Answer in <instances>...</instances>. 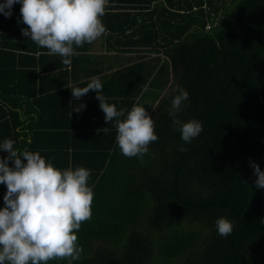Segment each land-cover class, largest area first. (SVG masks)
I'll use <instances>...</instances> for the list:
<instances>
[{"label": "trees", "instance_id": "trees-1", "mask_svg": "<svg viewBox=\"0 0 264 264\" xmlns=\"http://www.w3.org/2000/svg\"><path fill=\"white\" fill-rule=\"evenodd\" d=\"M20 8L0 14V142L91 170L74 264H264L262 189L244 159L264 169V0H109L107 34L74 45L70 67L22 34ZM95 76L118 110L153 116L159 139L142 160L121 153L95 90L73 97L69 85ZM177 86L190 93L179 117L203 123L187 144L169 116ZM220 216L234 224L227 238Z\"/></svg>", "mask_w": 264, "mask_h": 264}, {"label": "clouds", "instance_id": "clouds-1", "mask_svg": "<svg viewBox=\"0 0 264 264\" xmlns=\"http://www.w3.org/2000/svg\"><path fill=\"white\" fill-rule=\"evenodd\" d=\"M108 3L109 0H0V14L11 18L14 6L20 4L21 18L17 23L27 25L22 34L48 49L49 55H60L62 63L70 67L71 58L77 54L74 45L82 47L107 34L102 18ZM69 88L76 100L90 90L97 92L106 122H115L116 142L124 156L142 160L149 145L159 139L155 120L145 105L137 103L130 110H118L102 94L104 84L99 76L92 77L86 86ZM173 91L176 94L169 109L172 125L184 144L191 143L203 132V123L179 117L190 93L179 86ZM85 107V103L77 104L75 111ZM184 144L179 146L180 151H186ZM15 145L11 138L0 142V152H7V156H0V184L6 186L4 205L0 207V264H48L57 258L74 264L83 252L78 232L82 223L93 216L91 170L85 166L60 168L40 151L22 150ZM251 163L255 186L264 189V169L256 161ZM215 227L223 238L234 230L226 216L218 217Z\"/></svg>", "mask_w": 264, "mask_h": 264}, {"label": "crops", "instance_id": "crops-1", "mask_svg": "<svg viewBox=\"0 0 264 264\" xmlns=\"http://www.w3.org/2000/svg\"><path fill=\"white\" fill-rule=\"evenodd\" d=\"M100 43L102 42V40H100L99 41ZM96 52H101V53H103V54H108L107 53V48L106 47H104L103 45H100L99 43H98V46H97V48H95L94 49ZM109 52H111L110 54H117L118 52L117 51H109ZM113 59H116L115 57H112ZM112 58L111 57H109V59L112 61ZM30 140V139H29ZM0 156H1V154H0ZM2 156H7V152L6 151H4V152H2Z\"/></svg>", "mask_w": 264, "mask_h": 264}, {"label": "water", "instance_id": "water-1", "mask_svg": "<svg viewBox=\"0 0 264 264\" xmlns=\"http://www.w3.org/2000/svg\"><path fill=\"white\" fill-rule=\"evenodd\" d=\"M264 105V102H263ZM244 159L248 162L249 167L253 170L254 172V167L251 162H253V157L252 156H246ZM261 207H262V217L264 220V189H262V196H261Z\"/></svg>", "mask_w": 264, "mask_h": 264}, {"label": "bare ground", "instance_id": "bare-ground-1", "mask_svg": "<svg viewBox=\"0 0 264 264\" xmlns=\"http://www.w3.org/2000/svg\"><path fill=\"white\" fill-rule=\"evenodd\" d=\"M113 10V9H112ZM39 148H44V147H39Z\"/></svg>", "mask_w": 264, "mask_h": 264}, {"label": "rangeland", "instance_id": "rangeland-1", "mask_svg": "<svg viewBox=\"0 0 264 264\" xmlns=\"http://www.w3.org/2000/svg\"><path fill=\"white\" fill-rule=\"evenodd\" d=\"M1 156H2V152H0Z\"/></svg>", "mask_w": 264, "mask_h": 264}]
</instances>
